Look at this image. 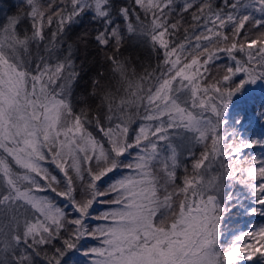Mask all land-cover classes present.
<instances>
[{"label":"snow or ice","instance_id":"1","mask_svg":"<svg viewBox=\"0 0 264 264\" xmlns=\"http://www.w3.org/2000/svg\"><path fill=\"white\" fill-rule=\"evenodd\" d=\"M0 264H264V0H0Z\"/></svg>","mask_w":264,"mask_h":264},{"label":"trees","instance_id":"2","mask_svg":"<svg viewBox=\"0 0 264 264\" xmlns=\"http://www.w3.org/2000/svg\"><path fill=\"white\" fill-rule=\"evenodd\" d=\"M15 2V0H5V6L11 5ZM90 243H95V242H90Z\"/></svg>","mask_w":264,"mask_h":264}]
</instances>
